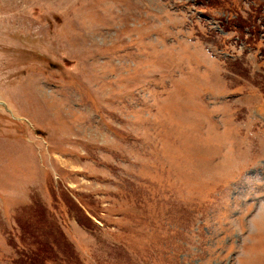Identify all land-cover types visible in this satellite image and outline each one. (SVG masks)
Segmentation results:
<instances>
[{
	"label": "rangeland",
	"instance_id": "rangeland-1",
	"mask_svg": "<svg viewBox=\"0 0 264 264\" xmlns=\"http://www.w3.org/2000/svg\"><path fill=\"white\" fill-rule=\"evenodd\" d=\"M0 264H264V0H0Z\"/></svg>",
	"mask_w": 264,
	"mask_h": 264
}]
</instances>
